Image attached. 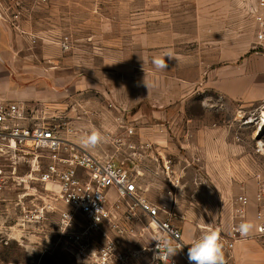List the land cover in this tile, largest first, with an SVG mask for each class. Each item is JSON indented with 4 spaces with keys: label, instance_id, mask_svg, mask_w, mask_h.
<instances>
[{
    "label": "rangeland",
    "instance_id": "374dc122",
    "mask_svg": "<svg viewBox=\"0 0 264 264\" xmlns=\"http://www.w3.org/2000/svg\"><path fill=\"white\" fill-rule=\"evenodd\" d=\"M2 8L0 29L12 30L27 46L53 42L59 39L57 36L69 32L72 34L69 36L74 35L83 45L79 50L88 48L89 51L91 46L83 39L92 35L102 38L103 29H110L106 34L108 37L113 31V35L125 38L128 43L147 41L155 49L157 58L166 59V52L174 54V122L191 121V138L196 145L199 128H223L227 137L238 130L239 138L253 139L254 152L262 157L258 143L264 142V130L257 136L254 126L241 127L243 118L252 113L243 114V117L240 104L215 94L210 77L200 65V55L205 50L219 54L233 53L241 48V52L264 55L263 40L259 36L261 28L257 22L259 15L264 16V6L259 0H49L42 4L29 0L18 8L6 0L2 1ZM45 29H62V32L44 35ZM24 44H21L22 52ZM183 57L188 63V71L186 80L182 81L178 69H181ZM230 66L232 64L221 62L207 66V71ZM152 67L158 82L146 81V84L156 85V93L161 95L158 91L170 87L162 81L166 70ZM136 73L130 75L132 90L134 79H143L145 85V77L140 74L143 72L138 69ZM130 96L132 94L124 100L133 116L138 107L135 108L134 98ZM154 101L159 105L167 102L170 105L171 99L160 96ZM110 149L105 147L106 151ZM90 151L98 157L107 154L100 145ZM182 152L186 154L185 159L175 156L174 160L172 156L169 163H144L147 166L143 167L142 174L134 162H115L131 173L140 196L152 206L172 205L174 222L178 226H186V231L194 229L195 238L209 229H219L223 239L227 237L226 229L233 209L224 211L226 215H223V196L217 194L218 190L216 192V180L209 174V178H204L194 155H190L192 160H187L188 150ZM51 163V155L45 150L22 153L0 150V264H79L63 251L60 243L63 240L58 233L59 215L64 208L57 201V187L39 181V172ZM167 167L172 171L170 178ZM172 180L178 181L177 189L173 188ZM240 196L244 194L231 195L232 205ZM149 245L150 242L139 235L125 239L124 249L132 255V264H151L147 252H142L141 256L136 253Z\"/></svg>",
    "mask_w": 264,
    "mask_h": 264
},
{
    "label": "crops",
    "instance_id": "0c3cea01",
    "mask_svg": "<svg viewBox=\"0 0 264 264\" xmlns=\"http://www.w3.org/2000/svg\"><path fill=\"white\" fill-rule=\"evenodd\" d=\"M108 30L103 29L102 38L92 35L83 39L91 46L89 51L88 48L79 50L83 45L68 32L65 36L74 41V47L64 52L58 43L64 35L57 36L59 39L53 42H38L34 47L35 44L21 43L20 37L12 30L0 29V104H21L25 110L21 121L23 127L49 124L75 129L76 135L63 134V138L78 151L91 155L94 154L90 151L93 148H84L81 136L95 127L106 138L100 147L107 154L109 152L99 158L134 162L141 174L143 167L147 166L144 163L171 162L172 156L185 159L182 150H188L187 160H192L190 155H194L193 159L201 165L203 177L209 178V174L216 180V192L218 190L217 194L223 196V215H226L224 211L233 209L231 195L244 194L249 199L245 221H253L257 227L255 217L259 204L255 176L264 171V154L262 157L255 154L253 139L239 138L238 130L227 137L223 128L212 130L206 127L199 128L198 143L194 144L191 121L174 122V54L171 53L170 59L166 58L168 67L162 79L170 87L157 90L159 95L156 85L146 84V81L158 82L152 67L153 59L157 58L152 45L147 41L128 43L125 38L113 35V31L108 37ZM61 32L62 29L43 31L44 35ZM21 44L25 46L24 52ZM238 50L219 54L205 50L200 55V65L210 77L215 94L240 104V114L246 116L264 102V55ZM221 62L232 66L207 71V66ZM179 66L180 79L186 80L188 63L184 57ZM138 69L143 72L140 74L145 77V85L143 79H134L132 90L130 75L135 76ZM129 94L134 98L135 108L138 107L133 116L124 100ZM160 96L171 99L170 105L169 102L156 104L154 98ZM105 147L112 149L106 151ZM109 197L114 201L115 191H110ZM150 200L153 202L152 197ZM229 219L227 236L233 225V212ZM180 228L184 241L191 243L196 231H186V226ZM226 254L229 264H264V242L256 238L255 228Z\"/></svg>",
    "mask_w": 264,
    "mask_h": 264
},
{
    "label": "built area",
    "instance_id": "2783aa9c",
    "mask_svg": "<svg viewBox=\"0 0 264 264\" xmlns=\"http://www.w3.org/2000/svg\"><path fill=\"white\" fill-rule=\"evenodd\" d=\"M2 1L6 0H0V13L3 12ZM8 1L18 8L29 0ZM32 1L42 4L49 0ZM259 1L264 6V0ZM257 22L264 44V16L259 15ZM58 43L64 52L74 47L68 36ZM24 116L25 110L21 104H0V150L22 153L34 149L50 153L52 163L39 172V181L57 187L56 198L64 208L60 211L58 227L63 251L73 256L79 264H132V255L124 249L125 239L139 235L146 238L150 245L136 252L137 256L147 252L151 264H190V243L184 241L182 229L174 222L172 205L152 206L140 196L131 173L112 158H99L78 151L63 138V134L76 135L75 129L49 124L23 127L21 121ZM243 120L244 125H252L261 133L264 130V102ZM258 147L264 154L262 141ZM166 172L170 178L171 168L167 167ZM255 178L259 204L255 217L256 238L264 242V171L256 174ZM177 184V180H172L173 188L177 189ZM112 190L116 193L114 201L109 197ZM248 204V197L240 196L233 205L231 232L221 239L225 264H229L226 253H230L242 238L237 227L246 219ZM68 216L69 226L61 232L62 224H68ZM166 239H172L177 248L182 245L170 257L166 255L167 248L158 246Z\"/></svg>",
    "mask_w": 264,
    "mask_h": 264
},
{
    "label": "clouds",
    "instance_id": "9594fccd",
    "mask_svg": "<svg viewBox=\"0 0 264 264\" xmlns=\"http://www.w3.org/2000/svg\"><path fill=\"white\" fill-rule=\"evenodd\" d=\"M164 56L165 58L170 59L171 53L166 52ZM153 65L157 70H166L168 67L166 59L162 58H154ZM105 139L102 131L93 127L85 131L81 136V145L84 148H95L103 143ZM69 222L70 217L68 216V224L65 225L61 223V232H64L67 229ZM255 228L256 225L253 221H244L238 225L237 231L241 237H247ZM189 245L188 260L190 264H225L223 244L221 243L219 229H209L203 232L198 238H194ZM158 246L167 248L166 255L168 257L175 255L177 249L182 247V245L179 248L175 247L172 239H166L162 245H160L159 242Z\"/></svg>",
    "mask_w": 264,
    "mask_h": 264
},
{
    "label": "bare ground",
    "instance_id": "6f19581e",
    "mask_svg": "<svg viewBox=\"0 0 264 264\" xmlns=\"http://www.w3.org/2000/svg\"><path fill=\"white\" fill-rule=\"evenodd\" d=\"M257 136L259 135V133L258 134H256Z\"/></svg>",
    "mask_w": 264,
    "mask_h": 264
},
{
    "label": "water",
    "instance_id": "95a60500",
    "mask_svg": "<svg viewBox=\"0 0 264 264\" xmlns=\"http://www.w3.org/2000/svg\"><path fill=\"white\" fill-rule=\"evenodd\" d=\"M0 60H1V56H0Z\"/></svg>",
    "mask_w": 264,
    "mask_h": 264
}]
</instances>
